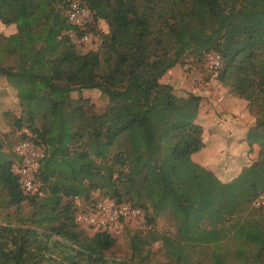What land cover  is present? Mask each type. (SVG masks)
Returning <instances> with one entry per match:
<instances>
[{"label": "trees", "instance_id": "trees-1", "mask_svg": "<svg viewBox=\"0 0 264 264\" xmlns=\"http://www.w3.org/2000/svg\"><path fill=\"white\" fill-rule=\"evenodd\" d=\"M71 1L22 0L15 18L1 17L16 25L14 33L0 34V77L24 112L16 119L19 128L26 123L30 129L19 139L41 146L45 155L32 192L23 190L14 169L21 160L15 142L0 160V264H203L207 256L213 264H263L264 212L241 219L264 192V165L225 181L193 159L204 148L203 127L194 121L199 96L171 112L112 109L110 118L70 93L146 97L164 86L160 78L185 55L202 60L214 52L221 57L217 76L239 97L264 99V0H79L95 22L109 27L98 33L99 47L86 52L70 36L85 32L66 17ZM139 73L146 77L137 83ZM119 75L129 77L124 92L103 86L104 77L114 83ZM167 101H174L170 92ZM261 108L245 137L264 154ZM96 190L144 211L146 246L131 239L118 259L109 255L116 245L110 231L78 228L72 198L94 204ZM161 214L172 231L156 228ZM230 235L239 242L232 262ZM154 243H160L156 250Z\"/></svg>", "mask_w": 264, "mask_h": 264}, {"label": "rangeland", "instance_id": "rangeland-1", "mask_svg": "<svg viewBox=\"0 0 264 264\" xmlns=\"http://www.w3.org/2000/svg\"><path fill=\"white\" fill-rule=\"evenodd\" d=\"M1 4V3H0ZM23 2L22 0H8V2H3V6L0 7V34L9 35L16 31L15 22L10 24H5L2 20V16H8L10 18H15L18 14L19 9L21 8ZM86 23L83 25L81 29L88 31L89 33H94V35L99 36L98 33H106L109 31L108 25L103 21H96L93 19L91 13L85 19ZM80 48L82 52H86L91 49L89 44H82L78 41V36L73 40ZM207 57L202 60H198L190 55H185L182 60L170 68L161 78L160 82L164 84L159 89L151 90L148 96H143L138 92L131 91L126 97L121 95H117L115 97H111L106 92H103L98 89H81L77 91H73L70 93V97L75 100H82L85 102L86 107L91 111H94L98 114L104 115L108 111V115L111 118L112 113L110 110L114 109H128L130 112L144 111L149 110L152 112H171V109L175 111L176 105L177 107H181L182 104L188 102L192 96H199V104L197 108V112L194 115V121L196 123L201 124L198 121L197 116L200 114L199 108L201 105V100L203 98V94H208L209 97H214L215 91H221L220 86H225L226 90L231 92V95H236L234 91L231 89V85L226 81H222L218 76V69H208L206 67ZM217 70V71H216ZM110 76H106L103 79V86H110V89L116 92H124L127 88L129 81V77L125 75H119L116 79H114V83L112 82V78ZM146 77L145 74L139 73V75L134 79L135 82L140 83ZM11 84L0 77V140H3L4 147L0 149V160L4 158L5 155L9 154L8 144L9 142H16L22 133H30V129L27 127L26 123H22L19 128L16 119L24 115L22 107L18 104V100L14 95V91L10 89ZM168 92L172 93L174 96V101L171 106H169L167 101ZM214 100V99H211ZM174 104V105H173ZM186 105V104H185ZM223 107L230 109L234 106V102H230L229 104H222ZM175 106V107H174ZM264 106V99L259 98L256 102L247 101V109L249 112V117H256L259 110H262L261 107ZM208 111V110H207ZM211 112H207V114H211ZM105 116V115H104ZM103 116V118H104ZM211 115L205 116V118H210ZM107 117V115H106ZM211 126V125H210ZM207 136H211L209 133H206ZM260 147L258 144L254 143L249 150L248 157H250L251 166L255 164L256 167H261L264 165V154L259 153ZM212 151L211 149H205V147L200 150L197 154L193 155V159L205 165L209 160L212 159V168L216 171V173L220 175L231 176L235 173L234 166V157H232L231 153H228L227 156L224 152ZM215 156V157H214ZM247 166V167H249ZM243 168L239 173H241ZM15 171L17 166L14 167ZM104 197L102 193L98 190L93 191L91 193L90 198L97 201L99 198ZM66 198L64 199V201ZM72 203L75 209V216L79 211H90L93 208V204L88 199L74 197L72 198ZM29 205L24 204L22 209V214L26 215L29 212ZM141 210V209H140ZM264 209H258L253 205H250L248 208L244 210L242 213L243 219L251 218V217H261L263 216ZM76 221V220H75ZM78 223V222H77ZM156 228L159 231H172L173 226L172 222L169 220L166 214H161L157 216L156 219ZM78 228L82 229L86 234H92L95 230L94 228L78 223ZM149 226L146 223L144 217V211L141 210V213L136 217H130L121 222L120 226L111 232V234L116 238V245L113 248L112 252L109 253L112 257L122 258L128 253V245L131 239L137 243L138 246H146V242L148 237L146 235V231ZM231 238V235L229 236ZM227 238L226 244L227 247L232 251V256L229 257V261H236L234 259V250L239 242L233 238ZM160 246V243H154L153 248L156 250ZM204 257V254L200 256V259ZM203 264H213L210 256H207L203 260ZM264 264V263H263Z\"/></svg>", "mask_w": 264, "mask_h": 264}, {"label": "built area", "instance_id": "built-area-1", "mask_svg": "<svg viewBox=\"0 0 264 264\" xmlns=\"http://www.w3.org/2000/svg\"><path fill=\"white\" fill-rule=\"evenodd\" d=\"M66 17L72 24L82 28L86 23V18L90 15V11L86 5L79 0H72L66 11ZM70 36L74 40L77 33L70 31ZM80 43L89 44L91 49H97L101 44L100 36L83 32L78 36ZM221 65V57L218 53H210L207 57L206 67L210 70L216 69ZM15 153L20 157V163L17 166L19 181L25 192H32L35 186L34 172L39 161L44 157L45 151L27 138L19 139L13 147ZM253 204L256 207L264 208V192L260 193ZM141 213L140 208L132 206L129 203H115L110 198L104 196L99 198L90 211H79L75 216L78 223L86 224L94 229L108 230L112 232L116 230L121 222L130 217H136Z\"/></svg>", "mask_w": 264, "mask_h": 264}, {"label": "crops", "instance_id": "crops-1", "mask_svg": "<svg viewBox=\"0 0 264 264\" xmlns=\"http://www.w3.org/2000/svg\"><path fill=\"white\" fill-rule=\"evenodd\" d=\"M220 87L222 88L221 91L216 90L212 98L208 94H203L205 96L201 100L200 114L198 113L197 119L203 127L202 138L205 149H211L217 154L224 152L226 156L231 153V156L234 157L235 173L228 178L226 177L227 175H220L221 178L227 181L251 164L250 157H248L251 147L245 136L255 117H249L247 100L231 95L232 93L227 91L225 86ZM230 102H234V106L231 109L223 107L222 104L227 105ZM211 111V114H207V112ZM206 115L211 116L210 118H205ZM206 133L211 136H207ZM210 158L206 160L208 162L205 165L212 168V159ZM213 171L215 170L213 169Z\"/></svg>", "mask_w": 264, "mask_h": 264}]
</instances>
